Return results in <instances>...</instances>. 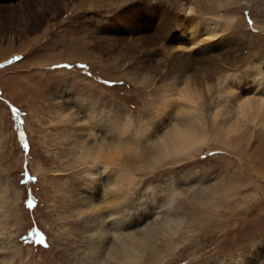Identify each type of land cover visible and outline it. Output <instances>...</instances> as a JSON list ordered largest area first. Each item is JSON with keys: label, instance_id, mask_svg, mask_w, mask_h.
Listing matches in <instances>:
<instances>
[{"label": "rangeland", "instance_id": "374dc122", "mask_svg": "<svg viewBox=\"0 0 264 264\" xmlns=\"http://www.w3.org/2000/svg\"><path fill=\"white\" fill-rule=\"evenodd\" d=\"M120 2L0 0V264H264V0Z\"/></svg>", "mask_w": 264, "mask_h": 264}, {"label": "bare ground", "instance_id": "6f19581e", "mask_svg": "<svg viewBox=\"0 0 264 264\" xmlns=\"http://www.w3.org/2000/svg\"><path fill=\"white\" fill-rule=\"evenodd\" d=\"M188 2L190 3V5L194 4L195 7L196 6L199 7L200 6V2H202V0H175V3H177L179 5H180V3L186 4ZM109 3L112 6H116L118 3H121V2H120V0H109ZM195 9L196 8H194L192 12H194ZM33 19L35 20L34 21V25L38 26V25L42 24L47 19V13L43 12V13L37 14ZM192 44H195V43H192ZM179 47L185 48L186 46L184 45V42H183V44H181ZM166 51L168 53V51H170V50L167 49ZM190 57L191 56H187V57L174 56L173 59H176V62L179 64V63H182V62L186 63L187 62L186 60H189V59L190 60H194L193 58H190ZM251 75H252V73H251ZM202 76L200 77L201 80H203ZM250 80H252V82H255L257 87H258V85L259 86H261V85L263 86L264 85V83L262 82L260 77H255V76L252 75ZM259 81H260L261 84L260 83L257 84V82H259ZM262 86L260 87V89L259 88L255 89L257 91H255L253 88H251L256 93L260 92V95L255 100L251 99V100H249V102L247 100V104L245 102L242 103L241 107H245L243 109H246L248 107V105H250L249 108L253 107L252 105H255L257 107L256 108L257 109L256 112L257 111H258V113L259 112H264V88ZM183 97H185V99H190L191 101L194 100V97L188 96V94L184 95ZM248 98H250V97H248ZM163 100H164V102L162 104L163 106L158 107L157 110H156V113L159 114L158 116H162L163 114H168L169 115V113L167 112L168 109H172L173 107H177L178 102H179L178 100L173 99L172 97H167V95H164ZM190 100H189V102H190ZM255 102H256V104H255ZM255 106H254V110H255ZM244 114H245V112H244ZM197 131H198V129H197L196 126L195 127L194 126L189 127V125L180 126L179 124L176 123L173 126H171L170 128H167V130H165L164 133H162L158 137H156V139H153L152 142L149 143V145L144 146V148L142 150V154L144 156L147 155L148 158L152 159L151 161L148 159L149 163L152 166L164 161V159H166V158L170 159V163H175L177 161V158H178L179 154L183 153L184 151H188L191 148H193L194 146L199 145V143L203 142L201 137H200L201 136L200 133H198ZM85 148H87V152L89 153V149L91 150V147L89 148L87 146ZM109 148H110L109 144L107 145L104 142L100 143L99 147H98V150H99L98 156L100 157V155H102L101 152L108 151ZM92 152H93V150H91V153ZM104 153H106V152H104ZM99 162L102 163V165H100V168H102V169L100 170V168L93 167V170H92L91 174L94 177H99L98 175H101L102 172L105 171V169L107 167H109L108 166L109 163L107 161L103 160V161H99ZM153 207H154V205H153ZM110 216H112V219H115V217H113L112 213H110ZM125 220L126 219H122L118 223L119 224H124L123 222ZM97 222H98L97 225L102 227V224H105L106 221L103 218H101V219H98ZM114 223H115V221H113L110 224L114 225ZM157 223H158V221H153L152 220L149 224H157ZM102 228L105 229L104 227H102ZM106 234L109 235L111 233L109 232V230H107ZM123 255L124 256H122V260L124 261L125 264H138L136 262L135 258H134V254H132V252H130V253L127 252L126 254L123 253Z\"/></svg>", "mask_w": 264, "mask_h": 264}, {"label": "snow or ice", "instance_id": "6c2138e0", "mask_svg": "<svg viewBox=\"0 0 264 264\" xmlns=\"http://www.w3.org/2000/svg\"><path fill=\"white\" fill-rule=\"evenodd\" d=\"M17 59L19 60L20 58L19 57H17ZM64 67H70V66H64ZM81 67H84L83 65H81ZM21 135H23V133H21ZM26 147H27V145H25Z\"/></svg>", "mask_w": 264, "mask_h": 264}]
</instances>
